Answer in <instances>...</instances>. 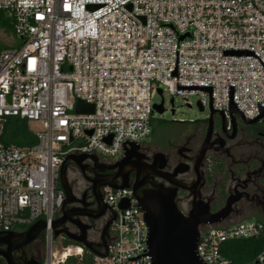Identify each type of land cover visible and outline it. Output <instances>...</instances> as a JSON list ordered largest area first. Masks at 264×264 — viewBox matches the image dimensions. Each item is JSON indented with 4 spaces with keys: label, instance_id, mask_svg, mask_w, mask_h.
Wrapping results in <instances>:
<instances>
[{
    "label": "built area",
    "instance_id": "1",
    "mask_svg": "<svg viewBox=\"0 0 264 264\" xmlns=\"http://www.w3.org/2000/svg\"><path fill=\"white\" fill-rule=\"evenodd\" d=\"M0 12L13 19L19 40L0 52V231L57 218L65 199L60 170L69 154L114 163L125 155L124 140L142 144L152 134L159 89L187 102L200 94L205 109L208 91L177 85H212V108L223 110L228 131V85L244 117L258 115V101L264 106V0H0ZM223 49H250L261 61ZM176 50L178 76H170ZM79 101L93 112H77ZM11 118L38 125L30 129L33 144L4 141ZM101 191L116 216L108 254L95 264H151L149 254L127 259L148 252L144 211L132 187ZM263 231L257 219L203 224L197 253L206 264H231L223 243ZM43 235V264H64L65 252L82 257V247L62 238L60 250H52V226ZM255 264H264V246Z\"/></svg>",
    "mask_w": 264,
    "mask_h": 264
},
{
    "label": "flooded vegetation",
    "instance_id": "2",
    "mask_svg": "<svg viewBox=\"0 0 264 264\" xmlns=\"http://www.w3.org/2000/svg\"><path fill=\"white\" fill-rule=\"evenodd\" d=\"M174 103H171L172 107L167 109L164 99V113L170 112L174 115L176 111ZM208 118L209 116L195 121L181 122L182 125L186 124L187 127L180 129L176 136L171 139H164L159 143L148 141L139 144L136 151L137 157L121 169L123 174L128 175L129 184L134 187L135 196L146 198L153 195L155 191L162 189L166 191V196L173 195L178 209L183 214L188 215L195 198L208 202L211 212H216L226 205L230 196L239 193L240 199L232 205V211L224 220L256 219L257 216H264V126L261 130L254 132L252 130L253 124H245L235 118L237 121V135L233 139H228L222 132L223 122L220 114H213L214 128L211 141L224 137L225 145L222 149L216 150L218 143H215L208 150L201 166L204 175L202 181L197 184V172L194 166L200 148L207 136ZM256 123L264 124L261 121ZM160 153L163 156H159ZM85 163L90 164L91 167L94 166L93 161H85ZM99 163L113 164L100 160ZM209 163H214L216 166L214 175L212 171L208 172L207 170ZM162 164L163 166H161ZM183 164L188 166V170L176 173L184 167ZM74 167L82 176L84 186L74 187L73 183L70 182L73 193L78 200L68 204L67 207L77 212L94 213L98 208V203L92 193V183L89 179L97 174L99 180L114 179L118 168L108 169L105 166H97L82 173L75 164ZM116 180L117 183H120L121 177ZM84 195V201H79ZM103 203H105L104 200ZM105 205L106 209L103 216L99 218L81 217L83 222L91 225L87 233V240L93 242L92 248L84 247L82 243L74 238L60 235L63 240L69 241L71 245L82 247V256L85 254L96 256L97 253L105 252V246L109 247L112 241L110 228L108 236L104 239L101 237L104 225L112 218L110 215L111 209L106 203ZM61 215L60 212L57 217ZM67 216L71 220L77 218L69 212ZM71 220L66 221L64 226L73 234L79 236V229ZM28 227H16L12 231L24 232ZM7 240L6 234H1L0 251L7 249V244L4 243ZM19 243L15 239L11 241V245L17 246V249L12 251V258L16 264H43V232L26 245H19ZM0 264H8L1 255Z\"/></svg>",
    "mask_w": 264,
    "mask_h": 264
},
{
    "label": "water",
    "instance_id": "3",
    "mask_svg": "<svg viewBox=\"0 0 264 264\" xmlns=\"http://www.w3.org/2000/svg\"><path fill=\"white\" fill-rule=\"evenodd\" d=\"M223 55H253L258 58V56L250 49H223ZM259 59V58H258ZM260 60V59H259ZM261 61V60H260ZM264 65V63L261 61ZM170 76H178V51L176 50V60L175 67L173 70H170ZM177 90H203L209 92V108L210 115L208 118L209 128L207 136L200 148V151L197 155L195 161V170L197 172V184L202 181L203 170L201 166L206 157V154L209 149L213 147L215 143H218L216 150H220L225 145V138L219 137L216 140L211 141L213 134V114L218 113L221 116L222 132L225 137L228 139H233L237 135V121L235 119V113H239L245 124H254L260 120L264 115V106L258 101L256 105L258 106L259 113L252 119L244 117V114L238 108L233 100V85H228V95H229V113L231 117L232 131L229 132L226 129L227 118L224 115L222 109H213L212 108V85H177ZM158 94L162 95V90H158ZM171 103H174V99H171ZM200 110H204L203 106L198 102ZM188 106H191L188 104ZM154 111L159 112L160 114L164 113V99L161 102L155 103L153 105ZM94 107L92 104H86L81 101L78 102L76 111L80 113H92ZM71 141L73 138L70 139ZM128 142L131 146L130 149H127L124 146V143ZM122 146L125 149V155L120 160L114 162L111 165H105L99 163L98 158L95 155L89 153L82 154H69L64 159L60 170V185L65 192V199L63 200V208L61 210L62 215L57 217L54 220H37L35 223L30 225L24 232L17 231H0L1 234H6L8 240L4 243L7 244V249L0 251V255L4 257L8 264H16L12 258V251L17 249V246L11 245L12 240H17L19 245H26L32 242L37 238L39 234L43 232L46 226H52L53 236L58 237L60 235H66L69 238L76 239L79 243H82L84 247L90 249L92 248L93 242L87 240L88 230L91 228L90 224H87L82 221L81 217H91L99 218L104 215L106 205L103 203V195L101 188L105 185L112 186L114 188H127L133 186L129 184L128 175L123 174L121 169L127 164L131 163L133 158L137 157L136 151L139 148V144L131 141L124 140ZM163 156V154H158ZM87 159H90L94 162V166L91 167L90 164L85 163ZM68 161L73 162L82 173H85L88 169H93L97 166H105L108 169L118 168L114 179L111 180H99L98 174L93 178L89 179L92 183L91 190L93 195L96 198L98 203V208L94 213H82L73 211L67 207L68 204L77 201L73 193V188L71 186L70 180L68 178V169L66 163ZM163 166V164L161 165ZM184 167L181 170H178L176 173L185 172L188 170L187 165H182ZM103 170V169H100ZM121 177V182L117 183V178ZM166 191L160 189L155 191L153 195H150L146 198L135 196L134 191L133 195L137 198V205L142 208L144 211V221L147 226V235H146V245L148 252L127 258L128 260H135L143 255L149 254L151 259V264H206L202 258L197 253V245L200 238V226L203 224H215L222 222L232 211V205L240 199V194L232 195L228 198L226 205L216 211L211 212L210 205L208 202L201 201L200 199L195 198L192 203V209L188 215L183 214L177 207L175 203L174 196H166ZM85 195L79 201H84ZM107 204V203H106ZM86 206V203L84 202ZM127 202H124L120 205V208L124 209L127 207ZM107 206L113 212V216L110 220L104 225L101 237L104 239L108 236L109 228L115 219L116 212L112 210V207L107 204ZM76 216L75 220H71L67 216V213ZM68 220H71L78 229L79 236L73 234L67 227L64 226V223ZM108 254V246H105V252L97 253L96 256L106 257ZM32 263V262H30ZM39 264V263H33Z\"/></svg>",
    "mask_w": 264,
    "mask_h": 264
},
{
    "label": "rangeland",
    "instance_id": "4",
    "mask_svg": "<svg viewBox=\"0 0 264 264\" xmlns=\"http://www.w3.org/2000/svg\"><path fill=\"white\" fill-rule=\"evenodd\" d=\"M4 16L6 14L2 12ZM19 44V40L14 33V27H0V52L4 48L17 46ZM165 99V106L167 109L172 107L171 99L172 96L169 92L164 89L163 95H155L153 101L155 103L161 102L162 98ZM201 98L200 94H192L186 96L188 102L185 100L183 96H176L175 97V114L172 115L169 113L160 114L159 112L155 111L152 115V129H154L153 135L151 134L147 139H145L142 144L146 142L152 143H159L162 142L164 139H171L172 137L176 136L180 129L186 128L187 125H182L184 121H195L198 119H204L210 115V108L207 106L204 110H200L198 105V101ZM190 104L191 106H188ZM29 128L31 130H38V125L31 123L29 124ZM68 178L70 182L73 183L74 187H81L84 186V181L82 176L79 172L75 169L74 166H71L68 169ZM235 219V218H234ZM255 219V218H251ZM60 237H52V250L56 251L57 249L60 250ZM42 257H45V240H43L42 245ZM74 256V255H72ZM76 257V256H75ZM78 258V257H77Z\"/></svg>",
    "mask_w": 264,
    "mask_h": 264
},
{
    "label": "trees",
    "instance_id": "5",
    "mask_svg": "<svg viewBox=\"0 0 264 264\" xmlns=\"http://www.w3.org/2000/svg\"><path fill=\"white\" fill-rule=\"evenodd\" d=\"M14 27V21L9 16H4L0 12V27ZM264 124L256 123L252 125V130L254 132L261 130ZM154 129H152V134ZM6 143H15L18 145H30L35 142V137L33 132L30 130L29 125L26 121H22L17 118H11L8 120L5 129ZM67 169L74 166L73 162L68 161L66 163ZM208 172L212 171L213 175L216 172V166L214 163H209ZM257 220L263 222L264 216H257ZM44 240V235H43ZM64 245H69L70 242L64 240ZM264 246V231L263 234L257 238H241L235 240H229L223 243L221 247V254L223 257L228 259L231 264H255V259L257 258L259 252ZM95 255L85 254L82 257L69 256L64 264H95Z\"/></svg>",
    "mask_w": 264,
    "mask_h": 264
},
{
    "label": "bare ground",
    "instance_id": "6",
    "mask_svg": "<svg viewBox=\"0 0 264 264\" xmlns=\"http://www.w3.org/2000/svg\"><path fill=\"white\" fill-rule=\"evenodd\" d=\"M69 256H70L69 253L68 252H65V254L63 255V258H68Z\"/></svg>",
    "mask_w": 264,
    "mask_h": 264
}]
</instances>
